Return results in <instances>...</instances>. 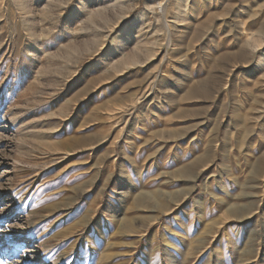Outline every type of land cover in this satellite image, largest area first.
<instances>
[{"label":"rangeland","instance_id":"374dc122","mask_svg":"<svg viewBox=\"0 0 264 264\" xmlns=\"http://www.w3.org/2000/svg\"><path fill=\"white\" fill-rule=\"evenodd\" d=\"M174 112L264 154V0H0V264H264V177L111 157Z\"/></svg>","mask_w":264,"mask_h":264},{"label":"crops","instance_id":"0c3cea01","mask_svg":"<svg viewBox=\"0 0 264 264\" xmlns=\"http://www.w3.org/2000/svg\"><path fill=\"white\" fill-rule=\"evenodd\" d=\"M148 85L145 89H151ZM165 98V96H163ZM153 105L152 110L167 111L165 101H159ZM156 110V111H157ZM164 110V111H163ZM176 112L169 118V121H161L160 117L152 118V122L138 120L134 124V134L127 142L116 141V150L111 157L116 159H125L122 161L124 167L130 168L132 172L141 175L147 168L163 169L166 166L167 159H172L171 165L173 170L169 182L173 184V188L184 190L183 193L187 197L193 196L195 190L199 188L197 184L201 175L205 174L206 180L215 173L232 175L233 181L239 183L257 182L264 177V154L249 155L250 162H246L247 156L240 151L233 153L228 152L222 156L221 167L215 166L213 160L214 123L218 118H209L212 123L205 124L207 119L200 117L189 118L183 122H174L173 120H181L174 117ZM172 114V113H171ZM171 121L174 124H171ZM188 123H184L187 122ZM150 123L151 127L147 128ZM181 123V124H178ZM171 124V125H170ZM174 125V126H173ZM243 132L237 138L241 142ZM225 141L229 142V134ZM120 143V146H119ZM231 157L233 164L230 165ZM118 166V165H117ZM139 180H144L142 177ZM208 183V182H207ZM175 185V186H174ZM196 190V191H197ZM196 196V194H195Z\"/></svg>","mask_w":264,"mask_h":264}]
</instances>
